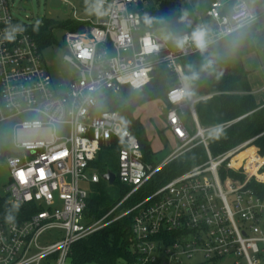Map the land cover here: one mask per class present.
I'll use <instances>...</instances> for the list:
<instances>
[{
  "label": "built area",
  "instance_id": "2783aa9c",
  "mask_svg": "<svg viewBox=\"0 0 264 264\" xmlns=\"http://www.w3.org/2000/svg\"><path fill=\"white\" fill-rule=\"evenodd\" d=\"M141 2L95 0L92 17L78 20L83 29L64 32L63 59L77 75L57 93L27 24L13 15V2L0 0V126L8 129L13 152L4 157L7 203L33 206L20 218L0 216V264H66L72 244L127 215L130 264H264V194L251 185L264 184V153L252 143L255 137L211 153L210 138L230 122L199 124L194 103L211 95L192 98L180 63L201 50L193 33H204L206 48L264 19V0L256 12L245 0H234L228 11L227 0H213L188 31L170 37L173 49L142 28ZM159 66L175 77L166 92L165 124L177 146L153 166L120 114L103 108L100 97L123 85L142 88ZM106 145L119 146L116 175L129 190L90 219L85 186L99 181L92 162ZM198 145L205 153L201 163L146 191L163 166Z\"/></svg>",
  "mask_w": 264,
  "mask_h": 264
},
{
  "label": "trees",
  "instance_id": "16d2710c",
  "mask_svg": "<svg viewBox=\"0 0 264 264\" xmlns=\"http://www.w3.org/2000/svg\"><path fill=\"white\" fill-rule=\"evenodd\" d=\"M181 5L184 12L174 9L143 8L140 3L142 28L161 33L165 35L161 36L164 39L188 31L198 21L199 16L190 8L186 0H183ZM261 20L245 25L203 50L180 59L192 98L211 95L194 103L199 124L207 127L230 122L210 138L208 147L213 154L223 152L252 137H255L252 143L261 154L264 153V99L257 100L251 92L248 72L242 62L243 56L250 52H264V25ZM67 24L70 30L83 29L85 26L83 22ZM26 28L39 49L53 40L52 25L47 21L27 24ZM209 60L213 62L211 67L204 69V65ZM225 68L227 74L224 76ZM193 73H196V78H193ZM174 83V75L163 66H159L151 72L149 82L142 88L134 89L123 85L118 93L105 90L100 97L103 108L115 110L120 114L123 125L138 139L143 160L153 166L157 164V160L150 156L146 132L139 120L133 118L132 112L136 106L151 99H160L168 108L166 92ZM118 150L119 146H103L92 162L100 175L110 170L114 172L115 178L114 185L107 186L106 189L102 186L101 177L97 183L90 184L84 209L87 218H99L129 190L127 185L117 179ZM5 152H1L0 157H4ZM204 159L205 153L201 145L186 151L163 166L145 185L146 191H152L161 183L201 163ZM220 175V178H224L222 170ZM251 185L260 194H264V184L252 182ZM140 196V192L133 195L127 204L133 203ZM32 208V205L12 207L7 203V196H0V216L4 219L20 218ZM131 222V215L121 217L72 244L69 264H120V262L130 264L134 259L128 249Z\"/></svg>",
  "mask_w": 264,
  "mask_h": 264
},
{
  "label": "rangeland",
  "instance_id": "374dc122",
  "mask_svg": "<svg viewBox=\"0 0 264 264\" xmlns=\"http://www.w3.org/2000/svg\"><path fill=\"white\" fill-rule=\"evenodd\" d=\"M13 2L12 13L18 20L25 24L49 22L52 25L53 40L40 47L43 64L53 83V88L57 93L65 91L67 83L77 75V71L63 59L66 53L62 36L70 27L67 23L74 24L79 21L88 20L93 15L95 0H10ZM195 14L204 17L205 10L213 0H186ZM250 9L255 10L253 0H245ZM183 0H142L141 7L157 9H174L184 12L181 5ZM231 3V2H230ZM75 11V15L73 14ZM79 20V21H78ZM264 25V20L262 22ZM260 29V27H258ZM159 36L165 35L155 32ZM173 36V35H171ZM171 36L165 37L169 46L173 49ZM243 66L250 75V90L257 97L264 98V52L254 51L243 56ZM255 96V95H254ZM256 97V96H255ZM166 107L160 99H151L136 106L132 112L133 118L142 124L147 141L149 143L150 156L156 159L157 164L163 161L169 153L177 146V142L172 137L171 132L166 127L165 115ZM184 122L188 126L190 133L194 132L189 113L186 110ZM5 125L0 126V151L11 152L12 146L8 136V129ZM103 148V146H101ZM5 150V151H2ZM0 152V153H1ZM8 153H4V157ZM4 157H0V196H7L8 170L4 163ZM117 172V168H116ZM108 184L104 179L102 186L106 189ZM89 191L90 184L85 186ZM100 192L97 190V194ZM56 233L50 231L48 236ZM66 264H69V259ZM94 264V263H86ZM122 264V262H120Z\"/></svg>",
  "mask_w": 264,
  "mask_h": 264
},
{
  "label": "clouds",
  "instance_id": "9594fccd",
  "mask_svg": "<svg viewBox=\"0 0 264 264\" xmlns=\"http://www.w3.org/2000/svg\"><path fill=\"white\" fill-rule=\"evenodd\" d=\"M193 39L196 41L197 46L201 48V50L205 47V41H204V33L202 31H197L193 33ZM212 61L209 60L205 65L204 69H208L212 65ZM193 78H196V73H193Z\"/></svg>",
  "mask_w": 264,
  "mask_h": 264
},
{
  "label": "crops",
  "instance_id": "0c3cea01",
  "mask_svg": "<svg viewBox=\"0 0 264 264\" xmlns=\"http://www.w3.org/2000/svg\"><path fill=\"white\" fill-rule=\"evenodd\" d=\"M234 0H227V4H226V11H228L229 10V7H230V4L233 2ZM262 0H253V4H254V8H255V10H253L254 12H256V11H258L259 10V6H260V2H261ZM231 2V3H230ZM249 6V5H248ZM263 20L264 19H262L261 21L263 22ZM261 22V23H262ZM247 78H248V82H249V86H250V80H251V78H250V75L249 76H247ZM252 92V91H251ZM253 93V92H252ZM253 95H255L256 97V99L257 100H263L264 98L263 97H257V95L256 94H253Z\"/></svg>",
  "mask_w": 264,
  "mask_h": 264
},
{
  "label": "water",
  "instance_id": "95a60500",
  "mask_svg": "<svg viewBox=\"0 0 264 264\" xmlns=\"http://www.w3.org/2000/svg\"><path fill=\"white\" fill-rule=\"evenodd\" d=\"M227 74V69H224L223 75L225 76ZM101 178L108 182V184H112L115 178L114 172L107 170L104 173L101 174Z\"/></svg>",
  "mask_w": 264,
  "mask_h": 264
},
{
  "label": "bare ground",
  "instance_id": "6f19581e",
  "mask_svg": "<svg viewBox=\"0 0 264 264\" xmlns=\"http://www.w3.org/2000/svg\"><path fill=\"white\" fill-rule=\"evenodd\" d=\"M243 154V153H242Z\"/></svg>",
  "mask_w": 264,
  "mask_h": 264
}]
</instances>
